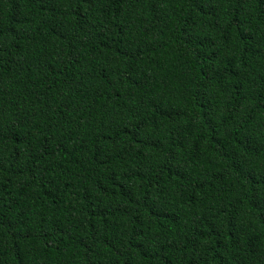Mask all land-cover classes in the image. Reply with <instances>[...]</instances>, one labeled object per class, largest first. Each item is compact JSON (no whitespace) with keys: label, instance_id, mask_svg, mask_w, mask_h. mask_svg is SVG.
I'll list each match as a JSON object with an SVG mask.
<instances>
[{"label":"trees","instance_id":"1","mask_svg":"<svg viewBox=\"0 0 264 264\" xmlns=\"http://www.w3.org/2000/svg\"><path fill=\"white\" fill-rule=\"evenodd\" d=\"M0 264H264V0H0Z\"/></svg>","mask_w":264,"mask_h":264}]
</instances>
